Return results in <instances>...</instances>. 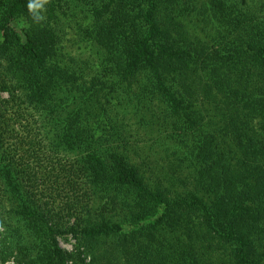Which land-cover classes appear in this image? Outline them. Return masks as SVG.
<instances>
[{
    "label": "trees",
    "instance_id": "trees-1",
    "mask_svg": "<svg viewBox=\"0 0 264 264\" xmlns=\"http://www.w3.org/2000/svg\"><path fill=\"white\" fill-rule=\"evenodd\" d=\"M28 4L0 0L3 252L264 264V0Z\"/></svg>",
    "mask_w": 264,
    "mask_h": 264
},
{
    "label": "rangeland",
    "instance_id": "rangeland-1",
    "mask_svg": "<svg viewBox=\"0 0 264 264\" xmlns=\"http://www.w3.org/2000/svg\"><path fill=\"white\" fill-rule=\"evenodd\" d=\"M74 35V31H71V36ZM68 39H70V37L68 36L67 39L64 40V42L66 44H68L69 49L73 50V52H75L76 54V49L73 46L72 43H70L69 41H67ZM67 46V47H68ZM191 80H195L196 82H201L199 81V79L197 77H192ZM6 96V95H5ZM216 99H221V97L219 95H217ZM211 101V109L213 110L215 107V102H212V98L210 99ZM222 105V102L220 101V103ZM2 214H4L2 211H0V264H19L18 258H17V249L15 248L14 244H9V249L7 252H3V241L7 239V233H6V227L4 224V220L2 219ZM58 240L60 241V244L62 246V248L68 252V253H72L75 251V246L77 243V240L75 239V237L71 234H65V235H60L58 236ZM82 250H84L82 248ZM83 257L85 258V262L89 263L91 261V256L89 254L83 253Z\"/></svg>",
    "mask_w": 264,
    "mask_h": 264
},
{
    "label": "clouds",
    "instance_id": "clouds-1",
    "mask_svg": "<svg viewBox=\"0 0 264 264\" xmlns=\"http://www.w3.org/2000/svg\"><path fill=\"white\" fill-rule=\"evenodd\" d=\"M46 3H48V0H29L28 9L29 12L33 14V18L36 20V22H39L40 19H43V17H40L36 14V10L41 8Z\"/></svg>",
    "mask_w": 264,
    "mask_h": 264
}]
</instances>
